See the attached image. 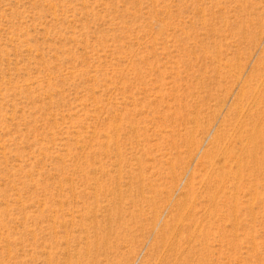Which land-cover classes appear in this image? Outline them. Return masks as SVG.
I'll return each instance as SVG.
<instances>
[{
	"label": "rangeland",
	"instance_id": "rangeland-1",
	"mask_svg": "<svg viewBox=\"0 0 264 264\" xmlns=\"http://www.w3.org/2000/svg\"><path fill=\"white\" fill-rule=\"evenodd\" d=\"M0 264H264V0H0Z\"/></svg>",
	"mask_w": 264,
	"mask_h": 264
}]
</instances>
